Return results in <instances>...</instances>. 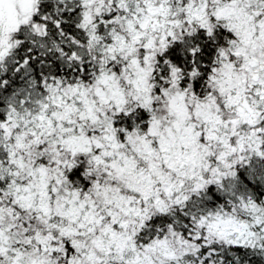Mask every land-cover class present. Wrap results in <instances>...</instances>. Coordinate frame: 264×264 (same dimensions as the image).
<instances>
[{"label": "snow or ice", "instance_id": "1", "mask_svg": "<svg viewBox=\"0 0 264 264\" xmlns=\"http://www.w3.org/2000/svg\"><path fill=\"white\" fill-rule=\"evenodd\" d=\"M0 264H264V0H0Z\"/></svg>", "mask_w": 264, "mask_h": 264}]
</instances>
